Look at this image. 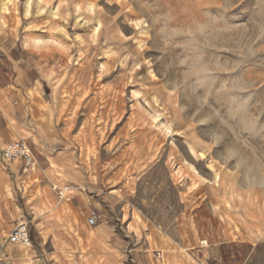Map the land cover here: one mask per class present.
I'll use <instances>...</instances> for the list:
<instances>
[{
	"label": "rangeland",
	"instance_id": "obj_1",
	"mask_svg": "<svg viewBox=\"0 0 264 264\" xmlns=\"http://www.w3.org/2000/svg\"><path fill=\"white\" fill-rule=\"evenodd\" d=\"M25 1L0 0V48L27 60L41 33L39 59L57 67L29 74L44 84L29 111L62 172L45 190L0 158V264H203L199 243L219 246L220 264H264V0H41L34 17ZM22 132L0 125V151ZM20 222L30 249L11 242Z\"/></svg>",
	"mask_w": 264,
	"mask_h": 264
},
{
	"label": "crops",
	"instance_id": "obj_2",
	"mask_svg": "<svg viewBox=\"0 0 264 264\" xmlns=\"http://www.w3.org/2000/svg\"><path fill=\"white\" fill-rule=\"evenodd\" d=\"M38 12L41 13V0H36V5L32 9L33 17L34 14H37ZM36 16V18L41 19V14H38ZM27 36L30 37L31 34L28 33ZM33 36L38 37L34 39L29 38V41L25 45H22L23 51L25 53L23 54L25 55V58H27V60L16 62L12 60L11 57H9V53L11 52L10 50L0 48V105L2 106L0 111V125L2 128H6L9 125L10 120L14 119L18 126L23 130L22 136L26 137L27 141L31 140L32 148L38 158L37 159L35 156L37 168L34 173H37L40 179H46L44 181V189L47 190L49 184L57 179L56 172H62V169L58 168L56 171L53 169L51 163L52 158H49V154H51L50 150L54 145V140L53 138H49L47 135L45 136L43 134L41 130V122H38L40 120L35 121V119L37 120L38 118H40V116L33 119L32 114L29 111V107L31 106L30 98L28 96L29 91L37 88L39 85L40 92L44 93L42 91V88L44 90V84L41 82V80L32 81L29 79V74H34V72L39 73L41 72V69L45 70L46 72H54V67L57 66L55 64H50L49 62L45 64L41 62V59H39L41 58V44H33V42L41 41V33L34 32ZM25 39L26 38H24L23 40ZM11 49L13 50L14 48L11 47ZM30 55L38 56V62L35 61V63H37V66L32 65L33 60H30L28 58ZM4 57L6 58V60L4 59ZM58 72L61 71L59 70ZM34 78L35 77H33V79ZM51 85L52 86L47 85V88H50L53 91L55 81H53ZM14 99L19 102V105L17 107L9 104ZM45 105L51 113L56 115V111L58 110L60 103L58 102L56 96H51V98L45 101ZM37 114L41 115L39 111ZM34 136L39 139V146L35 143L33 139ZM41 138L44 145V153L41 151ZM8 141L1 142V146L3 147L4 143H8ZM58 157L55 158V161L57 162L59 160H62V158ZM44 159H47V161H44ZM12 165H15L17 172L13 171ZM7 167H9L10 171L15 175L21 173V166L19 162L10 163ZM25 176L26 175H24V178ZM16 177H18V175ZM74 199L75 202L79 204V206L85 205L86 198H84V196H73V198L71 199V203ZM51 201L55 206V212L60 214L62 211V206L60 204H56L54 198L51 199ZM49 204L50 203L41 202V198L37 199L35 202H33V204L30 203L28 210L30 218H32L31 216H34V219L36 220L44 216V214L47 212ZM43 223V221H40L36 226V231L39 234V237H41V243H45V238L41 234V231L45 229ZM51 229V232L55 233L59 232L61 227L60 225H53ZM60 232H62V230H60ZM47 238H49V240L52 239L51 236H48ZM193 249L197 251L196 256H198V260H200L203 264H220L223 260L220 256V247L217 245L210 244L208 246H204L199 243Z\"/></svg>",
	"mask_w": 264,
	"mask_h": 264
},
{
	"label": "built area",
	"instance_id": "obj_3",
	"mask_svg": "<svg viewBox=\"0 0 264 264\" xmlns=\"http://www.w3.org/2000/svg\"><path fill=\"white\" fill-rule=\"evenodd\" d=\"M0 158L6 164L19 162L21 166V172L28 174L36 171V158L33 149L29 145L27 140H19L6 145L0 151ZM54 191L59 198H67L68 194L66 189L61 186H53ZM97 213H92L88 219V224L91 227L96 226L98 221ZM11 242L14 244H20L27 249L32 247V240L29 233V223L20 222L16 225L15 229L10 236ZM160 256V255H159ZM33 264H44L40 260L33 261Z\"/></svg>",
	"mask_w": 264,
	"mask_h": 264
},
{
	"label": "bare ground",
	"instance_id": "obj_4",
	"mask_svg": "<svg viewBox=\"0 0 264 264\" xmlns=\"http://www.w3.org/2000/svg\"><path fill=\"white\" fill-rule=\"evenodd\" d=\"M20 2V0H3V6L8 7L9 5H16ZM33 4V0H26L25 1V6H26V15H28L31 11Z\"/></svg>",
	"mask_w": 264,
	"mask_h": 264
}]
</instances>
